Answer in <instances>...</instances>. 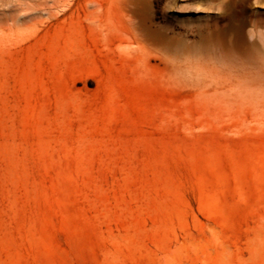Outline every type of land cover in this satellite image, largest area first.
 <instances>
[{
    "label": "rangeland",
    "instance_id": "374dc122",
    "mask_svg": "<svg viewBox=\"0 0 264 264\" xmlns=\"http://www.w3.org/2000/svg\"><path fill=\"white\" fill-rule=\"evenodd\" d=\"M0 0V264H264V0Z\"/></svg>",
    "mask_w": 264,
    "mask_h": 264
},
{
    "label": "bare ground",
    "instance_id": "6f19581e",
    "mask_svg": "<svg viewBox=\"0 0 264 264\" xmlns=\"http://www.w3.org/2000/svg\"><path fill=\"white\" fill-rule=\"evenodd\" d=\"M144 0H125L126 6H128L132 11L135 12L137 17V22L135 26L145 33V36L149 39L154 40V32L149 25L146 14L141 7L143 5Z\"/></svg>",
    "mask_w": 264,
    "mask_h": 264
}]
</instances>
